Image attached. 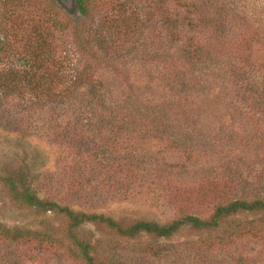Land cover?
I'll list each match as a JSON object with an SVG mask.
<instances>
[{"label": "rangeland", "instance_id": "rangeland-1", "mask_svg": "<svg viewBox=\"0 0 264 264\" xmlns=\"http://www.w3.org/2000/svg\"><path fill=\"white\" fill-rule=\"evenodd\" d=\"M84 1L86 14L78 22L89 28L91 51L101 59L97 68L84 70L92 80L76 90L100 115L74 117L72 98L37 102L23 90L10 101L0 96V264H82L70 257L75 247L64 216L35 211L7 193L1 178L17 167V151L43 159L34 186L41 197L122 225L169 222L187 214L205 219L227 198L229 180L240 184L236 195L264 197V0ZM50 21L52 46L60 57L71 49L78 60L73 67L67 61L60 66L55 85L71 86L93 58L89 51L73 50L72 19L57 0H31L25 6L0 0L1 63L23 67L19 56L6 50L5 43L16 40L12 27L22 22L45 27ZM236 65L244 70L240 77ZM168 69L169 82L157 77ZM134 104L154 114L167 110L160 116L163 128L148 129V118H137ZM125 111L134 122L121 117ZM71 120L74 132L66 129ZM59 127L84 134L75 148L66 147L65 135L56 136ZM79 147L82 153L96 149L95 164L84 169L67 164ZM215 176L221 184L213 183ZM236 223L225 222L212 234L183 231L169 240L127 239L88 223L77 236L108 264H264L261 236L228 250L206 248L208 236ZM33 232L48 237L52 246L16 243L19 235Z\"/></svg>", "mask_w": 264, "mask_h": 264}, {"label": "trees", "instance_id": "trees-1", "mask_svg": "<svg viewBox=\"0 0 264 264\" xmlns=\"http://www.w3.org/2000/svg\"><path fill=\"white\" fill-rule=\"evenodd\" d=\"M6 1L10 2V4L15 3L17 6H25L29 5L31 0ZM57 1H59L60 4L67 9V14L72 19L69 24L70 28L72 29V39L75 40L72 47L73 50L75 48V50H77L78 53H82V55L89 51V57L91 56V58H93L89 64L84 63L82 71L80 70V75L74 78L79 84L74 86L72 83L76 81H73L71 82V86L58 87L55 85L56 81H60L58 78L60 66L65 61H67L69 65L73 67L76 65V61H78L71 49L65 52L63 57H60L61 51L57 50V47L52 46L51 41L55 31V24H52L53 22L50 21V25H46L44 27L42 24L35 25L32 23L27 24L22 22L20 26L17 27L15 25L14 28L12 27V30L16 33V40L12 43H5V46L7 47V51L14 52V55L17 54L19 56L25 69L23 67L22 69L19 67V69H16L11 66L4 65L1 63L3 58L0 59V96L5 100L10 101L14 95L18 94L19 96H22L19 93L23 90L27 94L30 93L32 97H38L39 101L37 102H40L43 99L48 101L59 100L60 102V99L63 97L69 99L72 98V103L75 104L73 105L74 108H72V115H75L74 117H79L80 115H89L94 118V115H100L98 114L100 111L97 110V106H95L96 110H93L94 104H91L93 101L89 98L81 97L82 95L78 96V91L76 90L80 83L92 80L93 75L89 72H85L84 70L88 68V66L97 68L98 61L96 60L101 59V57L98 55H93L91 51L89 28L85 27L83 23L79 24L78 22L82 17L85 16L87 5L85 4L84 0H74L75 8L70 10L73 5L72 0H67L65 2L61 0ZM114 3L120 5L122 2L121 0H114ZM74 9L76 10V13L74 12ZM45 22L47 23L48 20ZM106 29L108 31L109 27ZM101 37L102 35H100L99 39L96 41L100 40ZM14 50L16 52L18 51V53H16ZM73 70L75 69H71V71ZM234 70L239 74V77L244 73L243 68L239 67L238 65L235 66ZM165 72L166 73L164 74L160 73L157 77L160 79L163 77L167 78L166 81L169 82L168 77L171 75L169 73L170 70L168 69ZM20 81L23 82L24 87L20 86ZM33 81H36L37 84H34ZM30 82L32 86L28 87V83ZM243 84L244 82L241 81L240 86ZM78 97L81 98L76 102L75 100ZM80 100L82 103H80ZM130 102H132V100ZM134 106L136 107L134 110L138 113L137 118H140L139 115L148 118V123L146 122L144 124L149 126L147 127L148 129L156 131L159 128H163L161 121L162 118H160V116L164 117L167 110L160 112L161 114H154V112L150 109V111H148L147 109H144L136 104H134ZM125 113H127V111L123 112L121 117L126 116L127 119L130 117L131 122H134V118L131 117V115H124ZM110 115L113 114L111 113ZM74 127L76 126H74V122L71 120L69 122V126L66 129L74 132ZM64 130L65 129L59 127L58 130L55 131L56 136L62 138L65 135L66 139L68 140L64 142L66 147L75 148V143L80 141L84 134L70 132L63 133ZM88 147L91 148L90 146ZM17 152L20 156L16 165L17 167L14 170L10 169L7 171L6 175L1 178V181H3L6 186L7 193L13 200L22 203L26 207L33 208L35 211L61 214L64 216L68 224L66 231L68 239L75 247V249L73 250L72 248L73 251L69 253L70 257L79 259L82 264H108L105 260L98 261L97 257L93 254L94 248L91 243L89 241H85L84 238H79V236H77V233L83 229L85 224L88 223L102 225L116 233L118 236L127 239H133L136 237H149L154 240H169L176 235H180L183 231L212 234L213 231L218 229L221 224L225 222L230 223L231 220H235L237 223L228 228L225 232H222L221 235L208 236L204 240L206 243V248H211V250L222 248L228 250L235 246V244L239 241L245 240L247 237L251 239H260L261 236V238L264 239V197L245 198L243 195H241L242 193H237L236 195L234 192H238L240 189V184L237 181H227L230 184L229 192L226 196L227 198L225 197L226 199H224V202L221 201L219 203H215L212 206L210 215L205 219H201L195 215L187 214L169 222L160 223L151 220H139L131 224L122 225L104 214L72 211L67 206H58L54 202L46 200L45 197H41L39 194H37L34 186L36 185L38 174L40 173L38 169L40 166H42L43 159L38 153H27L24 150ZM94 152H96V149H91L82 153L81 147H79V149H75V152H73L75 156H73L67 164H71L72 166L74 165V168L77 167V169H84V167L90 163L95 164L96 159ZM10 154L16 155L14 151H11ZM121 161L123 160L121 159ZM119 163L120 161H117L115 165H120ZM216 177L217 176L212 178L213 183H216L215 185L221 184L220 181H214L216 180ZM232 182H234L233 186ZM256 223L257 225L253 226ZM7 234L6 236L9 238L11 235L9 236ZM0 237H2L1 233ZM19 237L22 238L13 237L16 238V243L18 244L36 241L41 244L42 248L50 247L53 244V241L48 237L39 238L40 236L37 234V232H33L32 235L26 236L22 234L19 235ZM10 238H12V236ZM67 250L70 252V249ZM147 250L149 252L151 251L150 253H154L153 249ZM261 251L264 253L263 247H261Z\"/></svg>", "mask_w": 264, "mask_h": 264}]
</instances>
